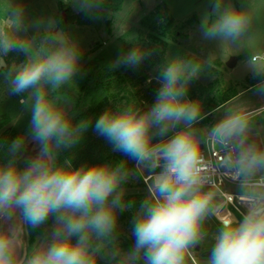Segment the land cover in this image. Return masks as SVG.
I'll return each mask as SVG.
<instances>
[{
  "label": "clouds",
  "instance_id": "9594fccd",
  "mask_svg": "<svg viewBox=\"0 0 264 264\" xmlns=\"http://www.w3.org/2000/svg\"><path fill=\"white\" fill-rule=\"evenodd\" d=\"M93 19L107 0H63ZM199 29L223 49L251 41L264 21V0H206ZM22 0H0V91L17 96L29 114L25 132L11 141L0 135V264H264V146L249 140L260 110L226 112L207 131L200 129L202 105L188 95L202 64L176 56L158 73L154 103L127 105L95 120L74 118L64 91L75 83L81 49L57 25L26 22ZM34 29V30H32ZM250 47L248 62L261 77L264 50ZM14 54V56H13ZM143 50L133 47L117 64L138 65ZM103 137L118 161L74 164L89 128ZM219 146L234 153L229 169L242 190L243 211L215 212L204 150ZM31 147L33 155H29ZM129 161L152 176L139 204L126 200ZM132 210L125 247L120 214ZM216 219L210 233L207 222ZM50 224L29 247L24 236Z\"/></svg>",
  "mask_w": 264,
  "mask_h": 264
},
{
  "label": "trees",
  "instance_id": "16d2710c",
  "mask_svg": "<svg viewBox=\"0 0 264 264\" xmlns=\"http://www.w3.org/2000/svg\"><path fill=\"white\" fill-rule=\"evenodd\" d=\"M127 0H107L105 11L100 14L98 19L78 12L63 2H59L62 10L66 12V19L57 16L58 28L67 30L70 24L90 26L100 24L106 20L110 27L111 14L121 12ZM177 24V20L172 15L166 3L160 1L153 10L147 13L140 20V27L137 28L138 35L133 40L122 39L121 53L124 54L133 47L143 50L144 59L138 65L110 64L106 61L104 54L98 53L87 60L77 71L75 83L65 87L64 91L71 96L72 105L68 109L74 114L76 120L89 119L94 124L95 120L109 110L134 105L137 108H149L154 103L157 89L160 87L158 73L163 65L168 61L166 53L170 48L167 37L172 33ZM202 64L200 74L215 75L218 73L216 65L219 63H207L201 61L197 56L191 54L181 55ZM154 71V74L152 73ZM68 87V89H66ZM70 87L74 89L72 92ZM215 85H204L196 78L189 85L188 95L194 101L202 105V115H206L200 124L212 121V116L223 103L230 100L233 96L220 92L215 95ZM12 99L8 103H13L9 110L0 111V135L7 141L15 138L18 134L25 132L29 123L26 125L12 124L15 114L22 105L20 98L10 96ZM74 155V164L95 163L100 160L118 161L122 159V154L113 152L111 145L103 138L96 135L90 127L84 134L81 144L77 149L67 151L63 156ZM129 168L135 169L134 162L129 161ZM133 187L129 179L126 188ZM148 195V192H135L126 195L125 199L135 200L137 204ZM134 211L128 210L120 214V221L125 220L126 226L130 229V221ZM51 222H49V225ZM45 225L40 229L31 231L28 234L30 242H34L38 236L42 235L49 226ZM125 247H130V243L124 242Z\"/></svg>",
  "mask_w": 264,
  "mask_h": 264
},
{
  "label": "rangeland",
  "instance_id": "374dc122",
  "mask_svg": "<svg viewBox=\"0 0 264 264\" xmlns=\"http://www.w3.org/2000/svg\"><path fill=\"white\" fill-rule=\"evenodd\" d=\"M60 1L63 0H22L27 10L26 22L30 25V28L33 21H39L42 25L53 23L57 25V30H60L57 16H62L63 11L66 15L65 10L60 7ZM160 1L162 0H127L121 12L108 16L110 17V27L106 20H103L100 24L90 26L70 24L66 31L79 43L81 49L79 68L98 53L104 54L108 63L117 65V60L122 56V39L133 40L138 35L137 28L140 27L142 17L153 10ZM163 1L177 20L175 29L167 37L171 46L166 53V59L170 60L176 56L191 54L197 56L203 62L219 63V65H216L217 74H199L197 79L204 85L213 83L216 97L220 92L233 96L219 106L220 108L214 112L211 122H206L205 124H200L199 122L197 127L207 131L226 112L231 110L246 109L251 112L263 109L264 95L257 91V86L249 90L250 86L258 83L261 77L254 76L253 69L248 62V55L250 52L249 45H251V48L264 50V21L254 24L252 29L254 35L250 42L242 41L238 46L223 49L218 42L204 39L199 29L200 18L207 6L206 0ZM232 57L236 58L237 65L228 67L227 62ZM260 59L264 60V55ZM152 73L154 74V71ZM70 89L72 92L74 91L72 87ZM11 99L5 92L0 91V111L9 110L14 106V102L8 103ZM202 113L200 121H203L206 116L202 115ZM29 119V114L23 110L22 106L20 111L14 115L12 124L26 125L29 123ZM255 122H260L264 125V115L255 117L253 123ZM214 147L217 149L221 148L219 146ZM33 154L30 147L29 155ZM150 176L144 168L135 166L129 177L133 187L126 188V195L140 191L148 192L152 181ZM235 184L224 180L221 184L217 183L215 186H208L214 188L216 196L222 198L221 193H231L228 191L231 190L229 185ZM236 185H239V183ZM236 206L237 208L232 207V211L239 215L244 209L242 204L237 202ZM120 227L123 241H127L131 246L133 240L130 237V229L126 226L125 220L120 221ZM217 227L216 219H210L207 222V228L210 233L215 232ZM49 231L50 225L36 240L46 235ZM24 240L29 247L33 243L29 241L27 233L24 236Z\"/></svg>",
  "mask_w": 264,
  "mask_h": 264
},
{
  "label": "built area",
  "instance_id": "2783aa9c",
  "mask_svg": "<svg viewBox=\"0 0 264 264\" xmlns=\"http://www.w3.org/2000/svg\"><path fill=\"white\" fill-rule=\"evenodd\" d=\"M234 156V153H229L224 148L209 147L204 150L203 165L205 175L209 180V185H217L224 182V180L232 183H239L233 176L229 169V160ZM152 178V176H150ZM217 181V182H216ZM222 200L215 207L216 216L220 217L219 212L227 211V204L237 208L236 202L242 204L241 195L222 192Z\"/></svg>",
  "mask_w": 264,
  "mask_h": 264
},
{
  "label": "crops",
  "instance_id": "0c3cea01",
  "mask_svg": "<svg viewBox=\"0 0 264 264\" xmlns=\"http://www.w3.org/2000/svg\"><path fill=\"white\" fill-rule=\"evenodd\" d=\"M61 2H63V1H61ZM70 8L75 13L79 12L72 7H70ZM236 65H237V62H236ZM258 83L254 84L253 86H250L249 90H252L254 87H256L258 85ZM260 111L264 112V108L261 109ZM251 129L252 130L250 131L249 140L255 142L257 145L264 146V125H262L260 122H255V123H253ZM236 184L235 185H229V188H231V190H228V191H230L233 194L242 195V190L240 189L239 185H236ZM221 200H222V198H220L219 196H216L215 207L221 202ZM227 208L230 209L234 215H237L236 213H234L232 211V206L230 204H227Z\"/></svg>",
  "mask_w": 264,
  "mask_h": 264
},
{
  "label": "water",
  "instance_id": "95a60500",
  "mask_svg": "<svg viewBox=\"0 0 264 264\" xmlns=\"http://www.w3.org/2000/svg\"><path fill=\"white\" fill-rule=\"evenodd\" d=\"M62 16L64 17V19H66V15L64 13V11L62 12ZM237 60L236 58L232 57L228 62H227V66L228 67H233L236 64ZM141 110H147V108H143Z\"/></svg>",
  "mask_w": 264,
  "mask_h": 264
},
{
  "label": "bare ground",
  "instance_id": "6f19581e",
  "mask_svg": "<svg viewBox=\"0 0 264 264\" xmlns=\"http://www.w3.org/2000/svg\"><path fill=\"white\" fill-rule=\"evenodd\" d=\"M224 213H227V214L233 215V213L231 212L230 209H227V211H225V212H219L220 216H222Z\"/></svg>",
  "mask_w": 264,
  "mask_h": 264
}]
</instances>
